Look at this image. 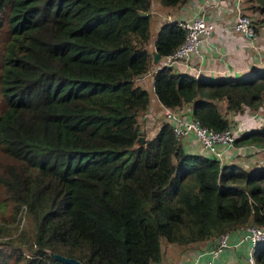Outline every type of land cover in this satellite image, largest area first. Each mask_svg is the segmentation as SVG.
<instances>
[{"label":"trees","instance_id":"1","mask_svg":"<svg viewBox=\"0 0 264 264\" xmlns=\"http://www.w3.org/2000/svg\"><path fill=\"white\" fill-rule=\"evenodd\" d=\"M252 2L264 20V0ZM150 6L151 0H0V149L11 157L0 181L32 226L23 240L28 251L0 248V264H69L49 251L91 264H157L162 236L188 245L264 224V165L248 169L188 150L165 120L135 143L144 133L139 116L151 102L135 82L152 62ZM184 34L176 20L164 21L154 47L164 56ZM153 82L162 104L189 105L192 117L216 130L231 122L225 111L264 101V68L214 78L165 64ZM247 141L264 143V126L235 138ZM254 256L264 264V240Z\"/></svg>","mask_w":264,"mask_h":264},{"label":"crops","instance_id":"2","mask_svg":"<svg viewBox=\"0 0 264 264\" xmlns=\"http://www.w3.org/2000/svg\"><path fill=\"white\" fill-rule=\"evenodd\" d=\"M252 3V0H227L226 4L225 0H221V4L215 3V0H186L179 5L163 6L156 0H151L152 13L150 17V28L152 24V26H154V31L151 34L147 46L150 52L155 48L153 44L154 38L163 21L190 18L198 14L201 10H204L206 17L214 19L217 22V26L215 30L212 31L210 38L201 42L199 53L192 55L189 65L180 64L174 67L175 70L187 72L195 77L210 76L219 78L224 76L245 75L254 70L262 69L264 68V20H261L263 14L251 7ZM237 5L243 12L251 16L252 24L258 32L257 42L254 45L248 43V38L244 34L232 29V24L238 11ZM155 69L156 67H154L153 70L147 71L139 78V80H144V77L150 73V78L147 81L149 83L143 86L149 90L150 96L151 91L154 94L153 97L151 96V102H154V113L156 116H154L152 120H149L148 117L143 120V123L148 122L147 126L149 127L152 126L153 121L156 120L155 117H161L163 120V116L160 113V101L154 91L153 71ZM150 106L151 103L144 114ZM155 108H158L159 112H156ZM154 125L155 126L150 129L151 135L156 132L160 123H155ZM192 141V135L185 137L183 140L184 147L191 151H199L200 148H198L197 144L193 146ZM226 150L229 153L227 160L244 164L240 157V150H235L231 146L227 147ZM202 152L206 154L209 153L205 150ZM213 238L214 237H210L208 239L196 241L182 248L176 246V243L166 244L167 249H169L171 253L163 252L162 260L157 264H174L176 262L179 264H205L210 256L207 250ZM199 249L203 252L199 253ZM247 253L248 243L244 242L237 251L230 249L228 252L226 250L221 253L216 261L217 264H222L230 255L243 261Z\"/></svg>","mask_w":264,"mask_h":264},{"label":"built area","instance_id":"3","mask_svg":"<svg viewBox=\"0 0 264 264\" xmlns=\"http://www.w3.org/2000/svg\"><path fill=\"white\" fill-rule=\"evenodd\" d=\"M227 0H225L226 4ZM215 3L221 4V0H215ZM237 14L232 24V28L244 34L248 38V43L254 45L258 38V32L255 30L251 16L243 12L237 5ZM178 25L185 30V34L181 42L174 50L166 54L160 61L161 64L178 66L180 64L189 65L191 57L195 53H199V46L203 40H208L213 30L217 26L214 19L207 18L205 11L201 10L198 14L190 17L177 19ZM241 111L248 113L244 118H235L233 122L222 130H216L202 124L199 119L192 117L190 114V106H170L160 103V113L163 118L170 123L171 128L178 139L184 140L188 135L193 136L192 145L197 144L199 151L205 150L220 163H224L229 157L226 150L231 146L235 150L242 153H258L264 151V143L247 141L239 144L235 143V138L244 131L262 127L264 125V117L260 114L262 103L256 109L245 105L240 111H233V115L239 114ZM149 118H153L152 112H148ZM264 161V160H262ZM264 240V224L250 222L245 225H239L234 228L221 231L209 243L207 252L210 254L205 264H217L216 259L224 251L234 249L238 250L244 242L248 243V253L241 261L230 255L222 264H257L254 256V250L258 242ZM203 251L199 249V253ZM240 252V251H239Z\"/></svg>","mask_w":264,"mask_h":264},{"label":"rangeland","instance_id":"4","mask_svg":"<svg viewBox=\"0 0 264 264\" xmlns=\"http://www.w3.org/2000/svg\"><path fill=\"white\" fill-rule=\"evenodd\" d=\"M233 29V28H232ZM234 30V29H233ZM151 34L154 31V26L151 24L150 28ZM4 26L0 29V56L1 52L3 51V44H4ZM156 63L153 61L150 63V68L149 70H153L154 67H156ZM1 66V63H0ZM148 70V71H149ZM225 77V76H224ZM150 78V73H148L145 77L144 80H139V78H135V82L139 83L141 85H147L149 82L148 79ZM151 91V90H150ZM151 96L153 97L154 94L151 91ZM151 106L150 108L146 111V113H141L139 116V122L143 126V131L145 137L147 138V135H151L150 129L155 126L154 124L156 123H161L163 120L161 117H155L156 120L153 121L152 126H147V123H143V120L147 118V113L152 112V116H156L154 113V102H150ZM218 105L224 110V102L223 100H217ZM156 112H159L158 108H155ZM0 110H1V101H0ZM262 110L260 114L264 117V101L262 102ZM225 111V110H224ZM228 118L230 119L231 122L235 120V118H244L248 116V113L245 111H241L239 114L233 115V111H225L224 112ZM149 117V116H148ZM264 122V120H262ZM264 126V125H263ZM147 134V135H146ZM242 153L240 154V157L242 158L243 162L247 165V168H257L262 165H264V151H258V153ZM8 157V158H7ZM11 157L7 156L3 151L0 149V176L4 175L6 172V166L7 162L9 163ZM15 207L12 206V201L8 198L7 196V191L3 183L0 181V224H2V228L0 229V248L3 249L4 251H9L14 249L15 251L22 250L24 252L28 251L27 244L23 241L26 238H29V235L27 234V231L31 235V224L29 221L28 216L25 214V209L23 207H19L17 209H14ZM26 232V233H24ZM13 238L12 244H7L5 243V240ZM173 242L168 241L166 238L163 236L161 237V248L163 249V252L171 253L169 249H167L166 244H170ZM175 244V243H173ZM176 246L179 248L185 247V244H178L176 243ZM174 253V252H173ZM173 255V254H172ZM174 264H179V263H174Z\"/></svg>","mask_w":264,"mask_h":264},{"label":"water","instance_id":"5","mask_svg":"<svg viewBox=\"0 0 264 264\" xmlns=\"http://www.w3.org/2000/svg\"><path fill=\"white\" fill-rule=\"evenodd\" d=\"M140 12L142 14H146V11L141 10ZM160 56H161L160 53L154 48L152 50V61L154 63H157L159 61ZM145 140H146L145 135L140 133L135 138V143L136 144H143ZM49 252L53 257H55L59 260H62L63 262H67L69 264H91L89 262H83L74 256H67V255H64V254H61L58 252H53V251H49Z\"/></svg>","mask_w":264,"mask_h":264},{"label":"clouds","instance_id":"6","mask_svg":"<svg viewBox=\"0 0 264 264\" xmlns=\"http://www.w3.org/2000/svg\"><path fill=\"white\" fill-rule=\"evenodd\" d=\"M143 11H145V10H143ZM151 13H152V12H151V6H150V10H149V15H150V17H151ZM146 14H147V11H146ZM172 20H176V21H177V19H172ZM172 20H165V21H172ZM163 22H164V21H163ZM163 22H162V23H163ZM155 37H156V35H155ZM154 39H155V38H154ZM151 54H152V52H151ZM164 56H165V55H164ZM164 56H162V55L160 56L159 61L156 63V64H157V65H156V69H157L158 67H160L161 65H165V64H161V63H160V61L163 59ZM166 65H168V64H166ZM172 67L174 68V66H172ZM156 69H155V70H156ZM155 70H154V71H155ZM154 71H153V74H154ZM146 72H147V71H146ZM146 72H144V73H146ZM144 73H143V74H144ZM143 74H141V75H139V76H136V78H140L141 76H143ZM153 84H154V82H153ZM140 85H141V84H140ZM142 86H143V85H142ZM160 103H161V102H160ZM147 117H148V115H147ZM148 118H149V117H148ZM152 119H153V118H149V120H152ZM163 120H165V119L163 118ZM165 121H166V120H165ZM160 124H161V123H160ZM209 155H210V154H209ZM212 157H213V156H212Z\"/></svg>","mask_w":264,"mask_h":264}]
</instances>
